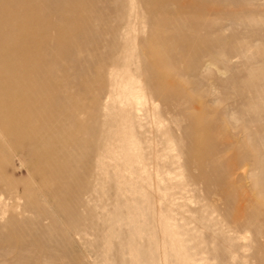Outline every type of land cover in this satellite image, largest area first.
<instances>
[{
  "label": "rangeland",
  "instance_id": "1",
  "mask_svg": "<svg viewBox=\"0 0 264 264\" xmlns=\"http://www.w3.org/2000/svg\"><path fill=\"white\" fill-rule=\"evenodd\" d=\"M44 1L0 0V264H264V0Z\"/></svg>",
  "mask_w": 264,
  "mask_h": 264
},
{
  "label": "bare ground",
  "instance_id": "2",
  "mask_svg": "<svg viewBox=\"0 0 264 264\" xmlns=\"http://www.w3.org/2000/svg\"><path fill=\"white\" fill-rule=\"evenodd\" d=\"M36 4H38V5H40L41 7H43L44 5H45V1L44 0H30V2H27V3H22V7L23 8H25L26 9V11H37V7H36ZM39 11V10H38ZM137 12H135V11H133L132 12V15L130 16V20H129V22L127 23V28L128 29H130L131 27H133V25H134V21H133V19L134 18H136L137 17ZM0 16H3V15H1L0 14ZM9 16V15H8ZM4 17V16H3ZM6 21H8V22H11L10 20H11V18L10 17H6V19H5ZM47 20L45 19V18H40L39 19V21L36 23V25L37 26H42V25H45L46 24V26H47V30H49V29H52V28H54L55 30H57L56 28H57V25H52L51 23L49 24V23H47L46 22ZM132 29V28H131ZM58 32V34H60V32H63L62 30L61 31H57ZM126 45V44H125ZM127 46V45H126ZM124 49H125V47H124ZM1 52V51H0ZM15 52H17V49H15L12 53H15ZM65 53H67L68 54V52H65ZM133 101H135L137 104H140L141 102H139L140 101V97L138 98L137 96L136 97H134V100ZM134 102V103H135ZM132 108H135V106L134 107H132ZM131 110V109H130ZM137 113H138V111H137ZM139 113H141V112H139ZM161 126V125H160ZM133 178V177H132ZM166 196V195H165Z\"/></svg>",
  "mask_w": 264,
  "mask_h": 264
}]
</instances>
